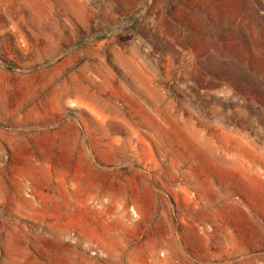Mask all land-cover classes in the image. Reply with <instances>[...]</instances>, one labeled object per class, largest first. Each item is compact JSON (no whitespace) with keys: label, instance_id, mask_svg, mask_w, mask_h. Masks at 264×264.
I'll use <instances>...</instances> for the list:
<instances>
[{"label":"rangeland","instance_id":"374dc122","mask_svg":"<svg viewBox=\"0 0 264 264\" xmlns=\"http://www.w3.org/2000/svg\"><path fill=\"white\" fill-rule=\"evenodd\" d=\"M0 264H264V0H0Z\"/></svg>","mask_w":264,"mask_h":264}]
</instances>
